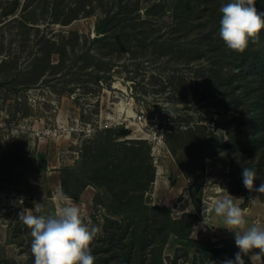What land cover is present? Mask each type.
<instances>
[{"label": "trees", "instance_id": "obj_1", "mask_svg": "<svg viewBox=\"0 0 264 264\" xmlns=\"http://www.w3.org/2000/svg\"><path fill=\"white\" fill-rule=\"evenodd\" d=\"M32 1L0 0L1 20L13 18L20 8L26 11ZM227 2L229 0H154L146 5L143 0H52V15L64 17L60 20L58 16L53 23L64 26L80 17L94 15L99 8L102 17L96 21L95 36L90 41L96 49L94 52L91 48L78 51L76 44L81 37L75 32L69 33L70 40L74 41L61 49H55L56 43L46 39L33 61V72L20 82L22 90L30 89L48 71L53 75L59 73L69 58L72 67L82 65L79 71L94 66L97 59L112 61L116 51L134 59L148 56L163 59L175 66L207 61L198 68L195 84L186 75L178 74L177 67L169 68L165 83L171 86L176 104L190 103L200 93L203 100H209L212 112L228 113L209 119L223 134L207 131L203 124L189 125L185 119V129L168 130L165 143L189 180L188 192L196 212L201 208L208 156L226 153L229 176L242 182L243 168L255 170L254 186L259 187L264 181V30L259 40L250 43L243 53L227 49L219 35L222 17L219 9ZM255 6L258 12H264V0H256ZM167 15L171 17L170 29L168 36L163 37L157 34L161 28L153 26L156 20ZM54 53L60 57L57 64L51 63ZM96 70L97 73H92L93 81L99 84L103 80L99 72L104 69ZM18 76L22 73L18 72ZM163 88L167 89L165 85ZM64 89L69 94L76 92L74 88ZM18 100L16 112L20 110ZM105 132L103 140L91 141L73 166L60 171L62 191L71 198L78 200L87 186L96 190L94 204L102 208L97 209L99 212H104V226L102 235L91 245L94 264H165L163 251L166 247H171L175 256L181 250L186 256L193 252L195 263L205 264L210 258L235 259L239 249L233 239L192 238L194 226L199 221L197 213L184 212L173 218L170 208L151 205L145 200L155 181V169L150 147L144 141L126 139L130 131L123 127ZM244 188L239 185L229 193L243 196L245 204L255 198L264 201V193L244 191ZM25 206L33 208L32 199H28ZM255 254L261 253L254 249L244 256L245 264H254L249 256ZM0 264L21 263L2 258ZM22 264H34L32 253Z\"/></svg>", "mask_w": 264, "mask_h": 264}, {"label": "rangeland", "instance_id": "obj_2", "mask_svg": "<svg viewBox=\"0 0 264 264\" xmlns=\"http://www.w3.org/2000/svg\"><path fill=\"white\" fill-rule=\"evenodd\" d=\"M150 1L154 0H143L146 5ZM51 2L33 0L26 11L20 8L13 18L1 20L0 15V259L21 264L32 253L30 230L19 220L23 209H32L25 206L26 201L43 203L45 213L54 211L62 203L57 199V193L62 191L61 169L73 166L91 141L103 140L107 129H128L130 135L126 139L144 141L150 147L155 181L145 200L151 205H165L171 209L172 217L178 218L193 207L189 180L165 143L166 132L178 127L185 129L186 119L189 125L203 124L207 131L215 130L222 135L223 131L216 129L209 119L229 115L223 110L212 112L209 100H203L200 93L190 103L176 104L171 86L165 83L166 72L177 67L178 74L186 75L195 84L198 68L207 61L175 66L151 56L134 59L116 50L112 61L97 59L94 66L83 71H79L82 65L72 67L71 58L66 59L59 73L53 75L48 71L30 89L22 90L20 82L33 72V61L46 39L56 43L55 49H61L74 41L69 33L75 32L81 37L76 44L78 51L96 49L90 41L95 36V23L102 17L99 8L94 15L80 17L64 26L53 23L60 15H52ZM170 23L171 17L167 15L156 20L153 27L161 28L157 34L167 37ZM59 60L58 54H52V64ZM99 67L104 69L99 72L103 80L96 84L92 73H97ZM64 87L74 88L76 92L69 94ZM16 100L19 112H16ZM72 129L76 130L70 134ZM239 185H243L239 178L229 176L226 153L207 157L204 187L210 189L206 197L212 196L215 188L220 191L215 195L219 199L226 193L222 189L229 193ZM95 195V188L87 186L78 200H72L80 207L85 222L99 227L98 235H102L104 212L97 210L102 208L95 206ZM210 227L205 234L193 233V239L213 241L218 237L216 226ZM221 240L225 239L220 237L216 241ZM163 257L165 264H203L193 262V252L186 256L181 250L175 256L171 247L164 249ZM249 258L254 264H264V253ZM222 262L210 258L205 264Z\"/></svg>", "mask_w": 264, "mask_h": 264}, {"label": "clouds", "instance_id": "obj_3", "mask_svg": "<svg viewBox=\"0 0 264 264\" xmlns=\"http://www.w3.org/2000/svg\"><path fill=\"white\" fill-rule=\"evenodd\" d=\"M255 5L256 0H229L220 7L219 35L227 49L243 53L250 43L259 40L264 12H258ZM242 175L247 190L264 193V181L254 186L255 170L243 168ZM57 199L62 203L50 213H45L43 203L35 202L32 209L19 213V220L30 230L34 264H94L91 245L101 229L85 222L80 207L63 191L57 193ZM19 203H23L22 198ZM205 213L222 218L223 228L235 233L239 251L234 260L226 259L222 264H245L243 257L254 249L264 253V226L259 221L249 225L246 211L234 203L231 195L214 200L205 209L206 224Z\"/></svg>", "mask_w": 264, "mask_h": 264}, {"label": "crops", "instance_id": "obj_4", "mask_svg": "<svg viewBox=\"0 0 264 264\" xmlns=\"http://www.w3.org/2000/svg\"><path fill=\"white\" fill-rule=\"evenodd\" d=\"M228 194L231 195L230 193L227 192L224 195H221L219 199L223 198V196L228 195ZM231 196L233 197L234 203L239 204V206L242 209L244 208L249 209L248 213L246 214V220L248 221L249 225L255 223L256 220H259L260 225L264 226V201H261L258 198H255L251 200L249 203L245 204V198L243 196H233V195ZM211 218H212L211 225L213 227L216 226V229L214 231H215L216 236H218L217 238H213V241L220 239V237L224 239L235 240L234 239L235 233L228 232L227 229L223 228L222 218L216 217L214 213L212 214Z\"/></svg>", "mask_w": 264, "mask_h": 264}, {"label": "built area", "instance_id": "obj_5", "mask_svg": "<svg viewBox=\"0 0 264 264\" xmlns=\"http://www.w3.org/2000/svg\"><path fill=\"white\" fill-rule=\"evenodd\" d=\"M75 130L76 129H72L71 131H69V133L71 134ZM209 189L210 188L208 186L203 187V198H202V202H201L200 211L196 212L194 208H192L191 211L189 210V212L197 213L199 216V221L194 226V231H193V233H196V235L197 234H201V235L205 234L208 231V229L211 228L210 226H211V222H212V220H211L212 213H205V215H206V224H205L204 223V218H205L204 217V211H205V209H207L208 207H210L212 205V202L214 200L217 199V197L215 195H217L220 191L218 189L213 188V195L210 197H206L205 195L208 193ZM244 210L246 211V214L249 211L248 208H244ZM256 221H259V220H256ZM228 232H230V231H228ZM193 233H192V236H193Z\"/></svg>", "mask_w": 264, "mask_h": 264}, {"label": "water", "instance_id": "obj_6", "mask_svg": "<svg viewBox=\"0 0 264 264\" xmlns=\"http://www.w3.org/2000/svg\"><path fill=\"white\" fill-rule=\"evenodd\" d=\"M225 256H228V254H225Z\"/></svg>", "mask_w": 264, "mask_h": 264}]
</instances>
